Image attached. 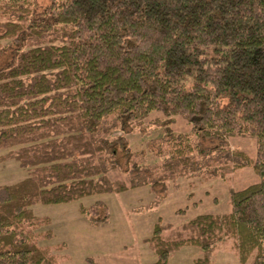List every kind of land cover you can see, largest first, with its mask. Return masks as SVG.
I'll use <instances>...</instances> for the list:
<instances>
[{
  "label": "trees",
  "instance_id": "trees-1",
  "mask_svg": "<svg viewBox=\"0 0 264 264\" xmlns=\"http://www.w3.org/2000/svg\"><path fill=\"white\" fill-rule=\"evenodd\" d=\"M39 6L0 0V148L28 173L0 185V264H60L54 248L38 242L54 237L39 231L51 218L33 206L135 187L144 168L133 165L127 134L153 113L165 115L153 122L172 149L154 188L197 176L196 149L204 164L218 162L212 175L251 166L260 180L231 191L230 212L199 214L175 234L159 219L146 239L157 257L148 264H169L184 246L203 250L195 264H214L213 251L231 237L242 264H264V0ZM176 115L190 131L174 130ZM193 132L211 147L193 146ZM237 135L256 139L255 157L231 147ZM112 169L131 174L130 186L111 180ZM80 211L93 224L109 218L103 201Z\"/></svg>",
  "mask_w": 264,
  "mask_h": 264
},
{
  "label": "rangeland",
  "instance_id": "rangeland-1",
  "mask_svg": "<svg viewBox=\"0 0 264 264\" xmlns=\"http://www.w3.org/2000/svg\"><path fill=\"white\" fill-rule=\"evenodd\" d=\"M50 1L39 0L38 12ZM156 117L164 118L165 115L153 113L144 125L127 134L133 152V165L138 164L144 168L143 171L140 170L142 179L137 180H144L142 183L136 182L135 187L121 193L104 192L68 203H37L33 206L36 215L51 218V224L46 223L39 231L52 229L54 237L50 239L41 236L38 242L42 246L54 248L60 264L153 262L157 257L146 239L151 237L154 225L159 219L164 224L173 226L166 235H172L173 232L175 234L186 222L199 214L222 215L230 212L231 191L243 189L260 180L251 166L226 170L225 179L221 175H212L210 171L218 162L209 159L208 164H204L207 157H203L196 149L195 160L200 168L197 176L178 177L176 181L171 180L166 185L162 183L154 188V182H162L161 170L165 168L169 151L172 150L169 149L168 138L163 136V126L153 122ZM173 128L178 132H188L192 126L182 115H176ZM192 140L193 146L197 142L207 147L212 145L210 139L199 138L195 132L192 133ZM229 142L231 147L241 149L250 157L256 156L254 137L237 135L231 137ZM10 150L0 148V185L17 182L28 175L20 161L7 156ZM108 176L111 180L124 181L128 186L133 177L118 169L110 170ZM96 201H103L109 206V218L105 223L93 224L80 211V206H90ZM181 210L183 211L178 212ZM203 254L200 247L184 246L171 254L169 264H195V259ZM212 261L214 264H242L235 238L221 242L212 253Z\"/></svg>",
  "mask_w": 264,
  "mask_h": 264
}]
</instances>
